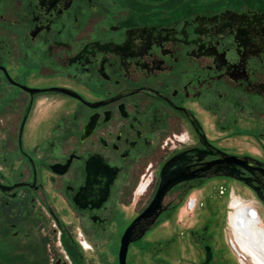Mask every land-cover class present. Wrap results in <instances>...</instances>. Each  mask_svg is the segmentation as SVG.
I'll use <instances>...</instances> for the list:
<instances>
[{
  "label": "flooded vegetation",
  "instance_id": "obj_1",
  "mask_svg": "<svg viewBox=\"0 0 264 264\" xmlns=\"http://www.w3.org/2000/svg\"><path fill=\"white\" fill-rule=\"evenodd\" d=\"M171 160L125 264H264V0H0V264H120Z\"/></svg>",
  "mask_w": 264,
  "mask_h": 264
},
{
  "label": "water",
  "instance_id": "obj_2",
  "mask_svg": "<svg viewBox=\"0 0 264 264\" xmlns=\"http://www.w3.org/2000/svg\"><path fill=\"white\" fill-rule=\"evenodd\" d=\"M176 160H171L162 170L160 183L157 191L149 204L148 208L125 230L123 237L121 239V246L119 250V263L125 264V256L127 252L128 245L137 239H139L145 232L144 228L140 225L142 220L155 219L161 212L162 202L167 192L171 190L176 184L192 180L197 174L203 172V169L197 168L195 174H190L191 171H184L183 166L181 168H173L176 165ZM207 170V169H206Z\"/></svg>",
  "mask_w": 264,
  "mask_h": 264
},
{
  "label": "rangeland",
  "instance_id": "obj_3",
  "mask_svg": "<svg viewBox=\"0 0 264 264\" xmlns=\"http://www.w3.org/2000/svg\"><path fill=\"white\" fill-rule=\"evenodd\" d=\"M230 186H234V185H230ZM237 188V187H236ZM238 190V189H237ZM240 195H242L241 197L244 198V199H247L248 200V197H246V194L244 192L240 193ZM262 227H264V215H262L261 217V225Z\"/></svg>",
  "mask_w": 264,
  "mask_h": 264
}]
</instances>
